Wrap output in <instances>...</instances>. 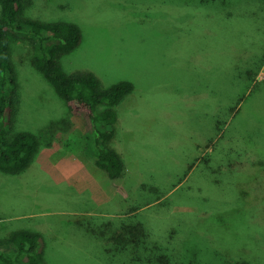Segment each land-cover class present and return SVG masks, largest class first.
I'll list each match as a JSON object with an SVG mask.
<instances>
[{"label": "rangeland", "instance_id": "rangeland-1", "mask_svg": "<svg viewBox=\"0 0 264 264\" xmlns=\"http://www.w3.org/2000/svg\"><path fill=\"white\" fill-rule=\"evenodd\" d=\"M24 16L80 26L79 47L59 59L66 73L134 84L114 126L126 142L113 147L139 171L128 212L144 206L132 220L148 236L99 243L72 193L45 186L57 179L44 166H68L46 162L49 149L94 153V136L13 37L20 103L9 136L35 133L43 152L14 184L0 171V239L41 233L48 264H264V0H30Z\"/></svg>", "mask_w": 264, "mask_h": 264}, {"label": "trees", "instance_id": "trees-1", "mask_svg": "<svg viewBox=\"0 0 264 264\" xmlns=\"http://www.w3.org/2000/svg\"><path fill=\"white\" fill-rule=\"evenodd\" d=\"M29 2L0 0V171L12 175L24 172L42 147L41 136L35 133L18 132L9 136L8 132V128L15 123L20 103L11 39L20 37L32 49L33 67L51 84L69 112L84 119L85 134L94 136L96 165L112 180L123 177L124 161L109 143L115 135L117 107L135 90L134 84L122 81L106 88L92 71L66 73L59 59L79 47L82 41L80 26L67 21L27 18L24 14ZM101 106L105 107L102 111ZM101 126L112 129L101 130ZM128 230H132V227ZM141 236L147 235L142 225H136L133 227V240L126 241L120 235L114 236V239L118 244L128 242L130 245L131 242L136 245L141 242ZM46 251L47 242L41 233L17 230L7 238L0 239V264H48Z\"/></svg>", "mask_w": 264, "mask_h": 264}, {"label": "crops", "instance_id": "crops-1", "mask_svg": "<svg viewBox=\"0 0 264 264\" xmlns=\"http://www.w3.org/2000/svg\"><path fill=\"white\" fill-rule=\"evenodd\" d=\"M79 131L83 132L80 129ZM63 133L64 132H62V134ZM76 134L78 133L74 134V132L71 133L70 131L69 134L64 133L63 138L66 139L69 135L70 137H73ZM80 135L81 137H84L83 133H80ZM55 137L58 140L60 139V136ZM125 142L126 141L122 136L118 137V135L115 134L109 143L110 147L120 154L125 164V173L123 177L116 180L110 179L107 173L96 165L95 152L86 151L87 153L85 155L81 154L79 149L84 148L82 145L78 148V150L73 151L62 148L58 150L57 147H53V149H49V152L52 154L45 155L46 162L49 158L51 160L53 158L59 159L62 156L68 163V166H63L62 168L53 167L54 164L52 162L44 166H50L47 171L52 176L51 178L57 179L54 184L52 182H46L45 186H53V188H56L57 191L64 193L63 195L66 197H68V193H72L71 197H73L74 200L72 203V209L76 211L77 215H84V217L91 218V224L88 225L87 221L84 220V224L80 223V225L86 226V231L89 234L98 236L96 240L99 243L102 241L116 242L114 236L117 235L123 236L126 241H131L133 240V227L136 225H142V227L144 226V220H132L143 210L144 206L141 208L131 206V211L128 212V202H130L129 200L131 199V194L134 195V199L136 200L134 202H138L137 199L139 198L140 193H142L141 189L144 184L139 181L127 186V181L136 179L135 174L139 173V171L134 169V163L129 166V164L124 160L121 152L117 150V148L113 147L120 146ZM41 151L42 150L40 149L39 152ZM34 161L31 166L34 164ZM191 167L192 164L190 165L189 170H191ZM6 176L8 177H6L5 180H8L9 184H14V181L11 178H15L18 174H7ZM147 187L153 190L152 186ZM145 207H149V205ZM135 208L136 210L134 211ZM129 227H132V230H128ZM145 239L146 236L141 237L139 241H145ZM108 249V247L103 246L104 252H107ZM116 249L117 247H115V250Z\"/></svg>", "mask_w": 264, "mask_h": 264}]
</instances>
